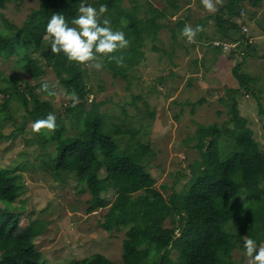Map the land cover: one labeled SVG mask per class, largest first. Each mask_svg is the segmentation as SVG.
<instances>
[{
  "label": "trees",
  "instance_id": "16d2710c",
  "mask_svg": "<svg viewBox=\"0 0 264 264\" xmlns=\"http://www.w3.org/2000/svg\"><path fill=\"white\" fill-rule=\"evenodd\" d=\"M12 1L18 5L24 0H0V8ZM98 1L107 5L105 16L110 19L113 30L120 27L130 42L126 49L114 53L123 57V67L104 59L113 74H124L128 67L138 64L137 58L144 55L147 39L156 37L162 28H167L170 36L176 38L177 31L183 29L188 18L184 15L171 23L158 22L157 19L165 17L166 13L156 7L149 9L150 14L143 22L137 4L127 10L122 7V0ZM81 2L84 0H38L37 6L30 8L20 25L2 16L5 30L0 29V55L3 58L17 55L12 62L11 74L0 70V94L4 98L0 107V127L2 121L12 119L13 114L5 109L10 99L21 102L26 112L23 118L29 117L32 122L46 118L49 113L54 114L57 124L54 133L33 132L43 145H39L43 151H47L49 144L54 148L48 154L50 168L72 173L78 183L86 187L90 193L86 212L107 207L101 222L106 231L124 229L122 255L118 261L95 252L80 259L62 258L53 264H239L233 252L235 249L245 251V238L255 240L257 245L264 243V152L251 128L246 126L245 117L239 114L235 100L229 99L226 92L232 127L223 129L213 123L195 129L193 139L197 157L188 164L189 177L180 190L174 187L165 196L146 170L155 154L149 141L137 140L133 144L129 138L121 148L111 130L116 134L128 132L130 137L138 129L107 122V114L100 109L101 101L89 100L92 88L87 82L86 67L69 62L62 53H51L50 46L42 47L51 16L63 14L71 24L78 15ZM259 3L260 0H227L210 16L216 26L213 37L231 41L236 47L245 46L246 53L238 51L243 59L232 66V72L238 83L245 85L247 93L251 90L246 85L253 79L239 68L245 56L255 51V45L245 31L241 30L237 36L233 29H242L237 20L243 18L246 6ZM171 5L172 15L179 7L175 0ZM202 24L198 19L193 27ZM212 45L213 51L221 50V45ZM155 48L152 44L151 49ZM36 50H39L41 60L50 63L49 68L65 93L74 91L79 97L75 107L71 106L70 100L56 110L50 99L42 98L34 91L36 85L26 81L22 85L21 77L16 73H27L37 80L46 73L37 57L31 55ZM153 111H148L147 116L152 118ZM258 111L264 116L263 106L260 105ZM65 117L70 123L75 122V133L65 134ZM262 128L264 130V119ZM3 136L0 130V139ZM228 143L233 149L226 154L224 147ZM44 163L48 166L47 160ZM101 166L105 174L99 177ZM17 170H0V264H41L42 252L35 240L49 228L51 219L44 218L40 222L38 219L41 218H32L26 226L19 227L16 213L10 209L17 208L13 203L22 199L20 195L24 188L22 179L10 173ZM161 186L167 188L165 183ZM109 188L116 194L108 205L101 192ZM166 219L169 225L165 224Z\"/></svg>",
  "mask_w": 264,
  "mask_h": 264
},
{
  "label": "rangeland",
  "instance_id": "374dc122",
  "mask_svg": "<svg viewBox=\"0 0 264 264\" xmlns=\"http://www.w3.org/2000/svg\"><path fill=\"white\" fill-rule=\"evenodd\" d=\"M97 1L84 0V3L98 10L103 4ZM171 1L122 0V7L129 10L137 4L143 22L145 16L150 14L149 9L156 7L166 13L165 17L157 19L158 22L171 23L187 15L186 25L193 27L201 19L203 31L197 34L194 42H188L181 35L182 29L177 31L176 38H172L168 29L162 28L156 37L147 39L144 55L137 58L138 64L128 67L126 73L113 74L105 61L99 71L86 67L87 82L92 88L89 100L93 98L101 101L100 109L107 114V122L138 129L130 137L128 132L116 134L111 130L119 146L123 148L129 138L133 144L137 140L143 143L149 141L155 154L146 165V170L154 177L155 186L164 191L165 196L174 187L180 190L189 177L188 164L197 155L193 139L195 129L213 123L223 129L233 126L226 92L229 99L235 100L239 114L245 117L246 126L251 128L253 137L264 152V116L258 111L260 105L264 107V0H260L257 6L247 5L243 18L237 20L239 28L245 26L246 30L243 27L240 30L233 29L237 36L245 31V35L251 36L249 41L255 45V51L245 56L239 68L240 72L253 79L250 85H246L250 93L246 92L245 85L238 83L232 72V66L243 59L238 51L246 53L243 50L245 46L236 47L231 41L213 37L216 26L214 18L210 16L215 13L207 12L200 0H175L179 8L172 15ZM226 1L223 0L222 5ZM37 4L38 0H24L18 5L12 1L5 8H0V29L5 30L2 16L20 25L30 8ZM220 6L217 5V8ZM115 30L122 31L120 27ZM200 34L202 36L199 39ZM44 39L42 47H49L46 35ZM211 43L221 45V50L213 51ZM152 44L156 46L155 49H151ZM31 55L37 57L46 73L37 80L27 73L18 72L16 74L21 77L22 85L24 81L36 85L34 91L40 97L50 99L56 110L61 109L70 100L54 71L49 68L50 63L47 65L40 59L39 50ZM16 56L3 58L0 55V70L11 74ZM45 81L56 92L55 96L40 91L39 85ZM3 100L0 94V107ZM7 105L5 109L13 116L2 121L0 127L4 135L0 139V170L18 169L10 173L24 182L20 195L22 199L14 201L13 206L17 208H10L16 213L19 227L26 226L32 218H41L38 219L40 222L44 218L51 219L49 228L45 229L41 238L35 240L42 252L41 264H53L62 258L80 259L95 252H101L114 261L120 260L124 229L106 231L103 228L101 222L107 207L86 212V201L90 198L86 187L81 186L72 173L57 172L50 168L48 154L54 150L52 145H48L47 151L40 148L43 145L32 131L33 122L29 117L23 118L26 112L20 101L10 99ZM150 110H154L152 118L147 116ZM65 124L66 135L76 132L75 122L70 123L68 117H65ZM232 149L230 143L224 147L226 154ZM104 174L105 170L101 166L98 176ZM164 183L167 188H162ZM115 194L111 188L101 192L108 205ZM165 224H170L168 219ZM260 246H264V243L257 245ZM233 254L239 264H248L245 251L235 249Z\"/></svg>",
  "mask_w": 264,
  "mask_h": 264
},
{
  "label": "clouds",
  "instance_id": "9594fccd",
  "mask_svg": "<svg viewBox=\"0 0 264 264\" xmlns=\"http://www.w3.org/2000/svg\"><path fill=\"white\" fill-rule=\"evenodd\" d=\"M200 3L207 12L215 13L218 11L217 5H222L223 0H200ZM107 11V5H100L97 10L81 2L78 15L71 20V26L63 14L54 13L45 28L51 53L56 55L62 53L69 62L97 71L103 68L105 58L115 62L118 67H123V57H118L114 53L126 49L130 42L123 31L113 30L110 19L105 16ZM201 31H203L202 26L197 25L194 28L185 25L181 35L191 43ZM40 91L49 96L56 95L46 81L41 84ZM65 95L72 101V107L79 102V97L74 91ZM31 127L37 134L42 131L54 133L57 128L56 116L49 113L46 118L35 120ZM244 249L248 264H264V246L257 247L255 240L246 238Z\"/></svg>",
  "mask_w": 264,
  "mask_h": 264
},
{
  "label": "built area",
  "instance_id": "2783aa9c",
  "mask_svg": "<svg viewBox=\"0 0 264 264\" xmlns=\"http://www.w3.org/2000/svg\"><path fill=\"white\" fill-rule=\"evenodd\" d=\"M244 28V30H246L247 28L245 26H242ZM218 44V43H217Z\"/></svg>",
  "mask_w": 264,
  "mask_h": 264
}]
</instances>
